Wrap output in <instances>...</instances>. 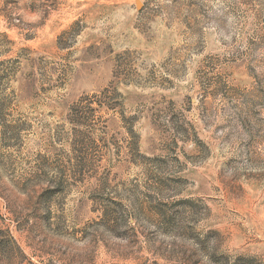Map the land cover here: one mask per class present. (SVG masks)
I'll list each match as a JSON object with an SVG mask.
<instances>
[{
  "label": "rangeland",
  "instance_id": "1",
  "mask_svg": "<svg viewBox=\"0 0 264 264\" xmlns=\"http://www.w3.org/2000/svg\"><path fill=\"white\" fill-rule=\"evenodd\" d=\"M0 264H264V0H0Z\"/></svg>",
  "mask_w": 264,
  "mask_h": 264
},
{
  "label": "trees",
  "instance_id": "2",
  "mask_svg": "<svg viewBox=\"0 0 264 264\" xmlns=\"http://www.w3.org/2000/svg\"><path fill=\"white\" fill-rule=\"evenodd\" d=\"M106 88L103 90V92H101V93H106ZM101 93H99V94H94V95H92L91 97H94V98H96V97H98V95H100ZM86 98L87 97H85L84 99H81V100H79L78 102H76V103H74L71 107H70V117H71V120H72V116H79L81 113H83V111H81L80 109H79V106H80V104L82 103V101H84V100H86ZM103 104L104 103H102V102H100L99 103V106H103ZM82 124V123H81Z\"/></svg>",
  "mask_w": 264,
  "mask_h": 264
}]
</instances>
